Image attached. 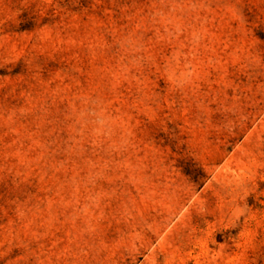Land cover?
Returning a JSON list of instances; mask_svg holds the SVG:
<instances>
[{"label": "rangeland", "instance_id": "374dc122", "mask_svg": "<svg viewBox=\"0 0 264 264\" xmlns=\"http://www.w3.org/2000/svg\"><path fill=\"white\" fill-rule=\"evenodd\" d=\"M0 264H264V0H0Z\"/></svg>", "mask_w": 264, "mask_h": 264}, {"label": "crops", "instance_id": "0c3cea01", "mask_svg": "<svg viewBox=\"0 0 264 264\" xmlns=\"http://www.w3.org/2000/svg\"><path fill=\"white\" fill-rule=\"evenodd\" d=\"M202 166L204 167V170L207 172V174L212 173L213 167L216 166V163L213 164L211 161H204L202 162ZM213 182V176L212 175H207L204 178L203 185L201 188V191L209 184Z\"/></svg>", "mask_w": 264, "mask_h": 264}]
</instances>
